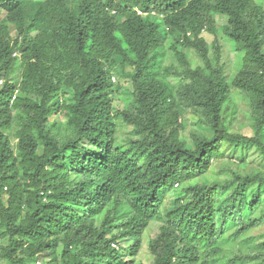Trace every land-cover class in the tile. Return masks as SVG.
<instances>
[{
    "label": "trees",
    "instance_id": "1",
    "mask_svg": "<svg viewBox=\"0 0 264 264\" xmlns=\"http://www.w3.org/2000/svg\"><path fill=\"white\" fill-rule=\"evenodd\" d=\"M0 9L1 259L31 264L62 245V264H136L116 244L130 242L136 257L158 219L154 264H214L219 242L264 225L261 171L232 170L231 178L187 187L189 199L162 212L167 191L205 173L223 148L264 157V7L257 0H0ZM217 15L244 53L232 84L222 48L215 47L214 64L204 36L216 34ZM168 38L187 65L185 93L210 119L212 136L193 148L179 138L178 91L159 76ZM185 49L207 66L194 68ZM115 77L131 85V109L115 110ZM231 85L250 98L253 136L232 132L224 117ZM120 122L133 126L134 137L118 139ZM257 247L226 264H264V240Z\"/></svg>",
    "mask_w": 264,
    "mask_h": 264
},
{
    "label": "rangeland",
    "instance_id": "2",
    "mask_svg": "<svg viewBox=\"0 0 264 264\" xmlns=\"http://www.w3.org/2000/svg\"><path fill=\"white\" fill-rule=\"evenodd\" d=\"M264 7V0H257ZM4 11L0 9V19L4 17ZM227 18L225 16H216L217 30L216 34L205 32L204 36L207 40L208 47L211 50L212 62L216 64V46L222 48V62L225 64V73L228 76L230 84L234 81L238 72L242 68L244 53L239 50L238 45L231 41L224 33L223 28L227 25ZM164 31V30H163ZM171 40L168 38L165 41V53L160 64L159 76L165 81L169 82L175 91H178V100L180 110V123L179 138L185 141L189 147H195L198 138L204 136H212L210 128V119L205 110L199 105H192L193 101L190 100L189 94L185 93L186 84L181 81V73L186 68V64L177 59L172 51L169 50ZM168 49V50H167ZM186 59L192 64L194 68H205L207 65L205 60L202 59L195 50L185 49L182 50ZM16 76L19 73V65L16 68ZM14 79L16 77L14 76ZM115 83L121 84V89L115 98L114 106L116 109H131L133 106L132 87L127 80L114 78ZM71 92L63 96V100L70 101ZM192 98V97H191ZM231 107L224 112V117L230 125V130L235 133H242L248 136L254 135L253 127V112L250 104L249 96L243 91L231 85ZM54 118L60 120L62 124L66 123L64 115L56 114ZM133 126L119 124L117 137L120 141H126L128 138L134 137ZM64 131V128L62 129ZM13 144H17L18 140L14 133L12 135ZM223 155L214 159L211 167L203 174L193 177L190 181L180 182L172 189L167 191L165 201L163 204V215L165 216L175 206L176 200L180 198L189 199L185 190L187 187L194 186L198 183H211L214 181H223L231 178L232 170H237L243 173L253 171L264 172V157L257 150H247L241 153L240 150L231 148H223ZM162 222L158 219H153L148 228L146 229L141 248L136 257L130 255L131 243L123 242L116 244V248L121 250L122 257L126 260H134L136 264H154V258L150 253V241L159 233ZM234 229L230 230L227 235H231ZM264 240V225L252 229L251 231L243 234L233 241L219 242L221 253L218 255L219 260L214 264H226L227 261L238 255H247L257 251V245ZM4 243L0 240V245ZM62 245H60L54 252H49L40 256L31 264H62L61 258ZM0 264H8L0 258ZM241 264H259V260Z\"/></svg>",
    "mask_w": 264,
    "mask_h": 264
},
{
    "label": "built area",
    "instance_id": "3",
    "mask_svg": "<svg viewBox=\"0 0 264 264\" xmlns=\"http://www.w3.org/2000/svg\"><path fill=\"white\" fill-rule=\"evenodd\" d=\"M140 14H142V11H139Z\"/></svg>",
    "mask_w": 264,
    "mask_h": 264
}]
</instances>
